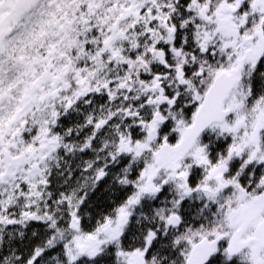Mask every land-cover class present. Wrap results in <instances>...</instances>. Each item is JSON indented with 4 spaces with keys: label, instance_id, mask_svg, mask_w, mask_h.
Returning <instances> with one entry per match:
<instances>
[{
    "label": "snow or ice",
    "instance_id": "obj_1",
    "mask_svg": "<svg viewBox=\"0 0 264 264\" xmlns=\"http://www.w3.org/2000/svg\"><path fill=\"white\" fill-rule=\"evenodd\" d=\"M0 264H264V0H0Z\"/></svg>",
    "mask_w": 264,
    "mask_h": 264
}]
</instances>
